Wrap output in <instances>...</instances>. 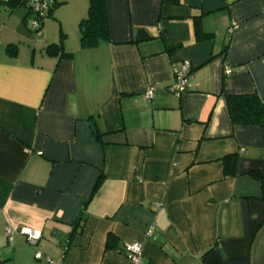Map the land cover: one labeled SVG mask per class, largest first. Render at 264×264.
<instances>
[{"label":"crops","instance_id":"obj_1","mask_svg":"<svg viewBox=\"0 0 264 264\" xmlns=\"http://www.w3.org/2000/svg\"><path fill=\"white\" fill-rule=\"evenodd\" d=\"M5 1L0 260L133 264L121 248L139 242L138 264H264V200L249 174L264 173V126L232 123L226 104L243 93L264 103V0H106L109 38L92 47L78 26L89 0H55L38 30L23 0ZM139 29L151 38L134 41ZM59 41L68 56L46 50ZM184 60L178 95L169 85ZM23 225L41 230L35 244L18 232L9 242L5 227Z\"/></svg>","mask_w":264,"mask_h":264},{"label":"trees","instance_id":"obj_2","mask_svg":"<svg viewBox=\"0 0 264 264\" xmlns=\"http://www.w3.org/2000/svg\"><path fill=\"white\" fill-rule=\"evenodd\" d=\"M19 1L20 0H6L5 2L10 7L17 5L18 3H26V0H23L22 2ZM164 1L177 2L178 0ZM54 5L55 0L52 8L54 7ZM78 26L80 31V44L82 47H92L96 45L100 40L108 39L109 29L107 20L106 0H89L87 14L79 21ZM150 38L151 36L148 33H146L142 29H139L134 41L146 40ZM46 50H48L52 54L59 53L60 56H68L70 54L64 52L61 45V41L48 44L46 46ZM226 104L232 123L243 125L255 124L264 126V103H262V101L255 93L226 94ZM91 125L96 138H99L101 134L100 131H98V128L96 127L94 122H92ZM222 160L224 172L228 175H234L236 173L237 155L228 154L225 155ZM249 174L252 178L260 182V198L264 200V173H262L260 170H251ZM100 182L101 178H99L96 184L94 185L92 194L95 192ZM87 202L88 200L84 202L83 209L79 213L77 221L83 218V211ZM113 238L114 236L112 234H108L106 244L107 246L112 245L111 241L113 240Z\"/></svg>","mask_w":264,"mask_h":264},{"label":"built area","instance_id":"obj_3","mask_svg":"<svg viewBox=\"0 0 264 264\" xmlns=\"http://www.w3.org/2000/svg\"><path fill=\"white\" fill-rule=\"evenodd\" d=\"M53 3L54 0H26V4L32 12L29 21L30 28L32 30H38L40 28L42 21L48 15ZM190 70L191 64L188 60L182 61L181 65L174 69L173 82L169 85L170 91L179 95L188 89ZM226 71L228 72L229 69L226 68ZM153 89V86H147L145 90L146 98H149L152 95ZM5 232L9 242L11 241L12 235L15 232L23 234L27 241L33 244H35L41 236V230L39 228H33L25 225L18 227L6 226ZM121 251L128 256L131 263L138 264L140 262L142 257V247L139 242L126 243L123 248H121ZM41 256L42 252L37 250L35 252V257L40 258ZM47 260L50 262V264H59L54 262L49 257H47ZM0 264L4 263L0 261Z\"/></svg>","mask_w":264,"mask_h":264},{"label":"rangeland","instance_id":"obj_4","mask_svg":"<svg viewBox=\"0 0 264 264\" xmlns=\"http://www.w3.org/2000/svg\"><path fill=\"white\" fill-rule=\"evenodd\" d=\"M70 14V11L69 10H64L62 11L61 15L64 19H67L68 15Z\"/></svg>","mask_w":264,"mask_h":264}]
</instances>
